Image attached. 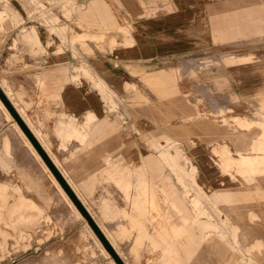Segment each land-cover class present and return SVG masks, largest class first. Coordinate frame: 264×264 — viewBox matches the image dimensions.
Segmentation results:
<instances>
[{
    "label": "rangeland",
    "instance_id": "obj_1",
    "mask_svg": "<svg viewBox=\"0 0 264 264\" xmlns=\"http://www.w3.org/2000/svg\"><path fill=\"white\" fill-rule=\"evenodd\" d=\"M12 1L29 10L26 15L33 23H43L49 34L61 39L65 51L79 53L81 76L92 78L87 70H94L96 88L102 84L101 76L117 79L109 82L108 110L126 122L129 147L135 139L142 142L145 160L173 144L191 159L196 167L193 178L180 171L178 178L171 175L169 190L161 186V214L174 212L178 223L176 203L183 200L189 208L195 195L190 179L212 203L219 182L234 190L251 184L249 181H264V175L248 181L222 173L213 149L225 144L234 156V150L246 148L258 135L256 122L264 119V0H100L103 6L96 7L95 18L105 12L107 20L93 24L89 19L94 17L81 15L97 0ZM257 12L262 16L259 22L252 17ZM110 20L113 26L108 28L105 22ZM171 30L175 42L172 34L168 35ZM136 47L148 58L137 57ZM236 118L251 121L250 129L239 126ZM248 135L250 141L240 145ZM196 151L207 161L196 157ZM159 162L161 174L168 173L160 158ZM198 164H208L210 171L199 170ZM169 198L176 203H168ZM60 203L62 213L57 218L15 220L24 212L0 213V229L9 233L5 245L0 244V264H115L73 203L75 208L64 197ZM206 206L213 211L209 202ZM152 211L156 216L157 211ZM210 214L207 225L215 228L216 215ZM8 220L19 228L4 224ZM195 233L200 234L198 229ZM249 236L239 229L236 238L248 247L254 239ZM200 243L223 245L224 261L233 255L217 237ZM198 255L206 258L188 264H216L219 247L210 246L208 256L200 250ZM250 256H255L254 251ZM248 257L249 252L242 258Z\"/></svg>",
    "mask_w": 264,
    "mask_h": 264
},
{
    "label": "crops",
    "instance_id": "obj_2",
    "mask_svg": "<svg viewBox=\"0 0 264 264\" xmlns=\"http://www.w3.org/2000/svg\"><path fill=\"white\" fill-rule=\"evenodd\" d=\"M6 1L0 0L3 16L0 20V189H4L2 194L8 198V204L22 198L26 205H34L35 210L24 212V220L57 218L62 213L59 203L63 195L54 183L64 189L34 143L122 264H188L202 260L199 250L204 257L208 256L210 246L219 247L220 259L214 260L216 264L230 263L224 261L223 245L208 243H200L190 254L178 247L177 255L164 253L166 255L161 257L164 245L160 242V233L162 230L171 233L176 223L174 212H160L161 186L170 189L168 181L161 183V177L171 178V173L161 174L157 154L155 158L144 160L142 142L138 144L135 139L134 146H128L126 122L108 110L111 104L107 99L111 98L109 92L112 91L109 82L116 83L117 79L109 76L105 80L100 75L103 81L97 86L102 94L96 88L94 70H87L88 77L92 78L81 76L78 52L65 51L62 40L49 34L46 25L27 18L29 10L12 0ZM98 5L103 6V3L95 1L81 15L94 17L89 19L93 21L89 24L107 20L105 12L95 18ZM252 17L257 22L262 19L258 12ZM256 23L254 29L259 27ZM105 24L108 28L113 26L111 20ZM240 27L239 23V30ZM173 33L175 31L171 30L168 35L172 34V42H175ZM135 52L139 53L137 57L148 58L137 47ZM249 137L246 139L250 141ZM194 155L205 158L202 152L196 151ZM199 167V170L210 171L208 164ZM249 182L251 184L234 190L224 188L219 182L215 202L213 200L219 208L209 201L242 234L254 237L252 251L261 263L264 258V181ZM245 193L246 198L242 196ZM232 194H236L234 200L224 201L225 196ZM251 196L254 203L249 200ZM174 202L175 199L169 198L168 203ZM152 209L157 211L156 216ZM250 212L257 218L252 222ZM238 217L239 222L235 223L233 219L238 220ZM89 229L102 245L90 226ZM259 254L263 257H258ZM111 260L115 263L112 257Z\"/></svg>",
    "mask_w": 264,
    "mask_h": 264
},
{
    "label": "bare ground",
    "instance_id": "obj_3",
    "mask_svg": "<svg viewBox=\"0 0 264 264\" xmlns=\"http://www.w3.org/2000/svg\"><path fill=\"white\" fill-rule=\"evenodd\" d=\"M96 36L98 37L100 35L97 34ZM5 116H7V114ZM235 121L239 126L245 127L247 129H250L251 127L250 126L251 121L244 120V119H237V118L235 119ZM256 124L258 125V128H259L258 135L253 140H251L250 143H248V146L246 148L241 147L240 150H237V149L234 150L235 152L234 156L232 155L233 151L231 152V150L225 144H221L219 147L213 148L217 156L216 158L218 161L219 169L222 171V173L230 175L232 177H240L243 179H247L248 181L252 177L264 175V119L261 118V120L257 121ZM9 134H11V132H9ZM245 141H246V138L240 140L239 144L243 145L245 144ZM171 148H173L174 150L171 151ZM158 155L162 163L164 164V166L169 170L171 175H174L175 178L179 177L180 171H183L185 175L186 173L190 174L193 178V174H194L196 167L192 163H190V161L187 158L186 153H184V151L180 149L178 146H175L172 144L167 147L160 148L158 150ZM49 175L50 174L48 173V176ZM169 180H170V176L168 175H164L161 177L162 184L164 183V181L170 182ZM52 181L55 182L54 179H52ZM52 181H51V184H52ZM190 181L192 182L191 187L193 186V189L195 190L194 198H192L193 200L191 199L190 201L191 205L189 208L185 206V204L183 203V200H179L177 203L175 201L173 203V205L176 203L175 212L178 214L179 221L178 223H175L174 227H172L171 233L168 234L164 230L161 231L160 242L162 245H164V247H162L164 250L160 252L161 257L166 255L164 253H170V254L177 255L178 247H181L182 250L186 252V254H190L191 251L193 252V250L200 244L202 240H206L207 238H211V237H217L219 239H222L224 242H226L229 249H232L233 251L232 252L233 255L230 258V263H226V264H264V258H262L261 263H259L255 256L254 257L250 256V252L255 247V245H251L248 247L243 245V243L240 245L238 238H236L238 235V231H239L237 226L233 225L225 215L222 216L221 212L209 201V199L200 193L195 181H193L192 179H190ZM55 183L54 185H56V187L58 186L57 189L58 191H60L59 193L62 194L65 199H67V201L72 207H74L75 205L73 204L74 205L73 206L72 205L73 202L71 201L72 202L71 203L69 201L70 198L66 196L67 194L64 193V191L61 189L59 185H57V183L56 184ZM2 191H4V189H0V205L2 204L0 206V213L2 211H7L9 214L10 213L16 214V213H23L26 210L27 211L35 210L34 205L32 204L26 205L24 203L25 200L23 201L22 198H19L14 204L6 206L5 204L6 203L8 204L7 197L6 195L2 194ZM242 196L246 198L247 194L246 193L242 194ZM235 197H236V194H232L231 196H225L223 199L224 201H228V200H234ZM249 200L252 203H254L252 196ZM208 202L212 205L211 206V208H213L212 212L208 211V208L206 206ZM200 204H203L205 207L200 208ZM255 208L259 209V205L255 204ZM186 211H188V213ZM210 213H213L214 215H216L215 217L216 227L215 228H212L209 225H207L208 223L206 219H208L209 217L210 219L212 218ZM18 218L24 220V215L21 214ZM249 219L252 222L253 219H257V218L255 214H253V212H250ZM10 220H8V222H5L4 224L9 225V227L19 228L18 224H15L14 221H11L10 223L9 222ZM195 229H198L200 234L195 233ZM8 234L9 233L3 230L2 228L0 229V237H1L0 244L2 245V247L5 245V237ZM2 250H4V248H2ZM240 251H242V253ZM247 252H249V257L247 259L242 258ZM257 256L263 257L262 254H259ZM251 258L253 259L251 260Z\"/></svg>",
    "mask_w": 264,
    "mask_h": 264
},
{
    "label": "water",
    "instance_id": "obj_4",
    "mask_svg": "<svg viewBox=\"0 0 264 264\" xmlns=\"http://www.w3.org/2000/svg\"><path fill=\"white\" fill-rule=\"evenodd\" d=\"M33 145L37 149V151L39 152V154L43 158V160L46 162V164L48 165L49 169L52 171V173L54 174V176L56 177V179L58 180V182L60 183V185L64 189L65 193L67 194V196L71 199V201L73 202V204L76 206V208L78 209V211L81 213V215L83 216V218L87 221V223L89 224V226L91 227V229L93 230V232L96 234V236L98 237V239L100 240V242L102 243V245L104 246V248L106 249V251L109 253V255L112 257V259L115 261L116 264H122V262L119 260V258L116 256V254L110 248V246L107 244V242L105 241V239L103 238V236L100 234V232L94 226L93 222L91 221V219L89 218V216L87 215V213L85 212V210L82 208V206L80 205V203L74 197V195L69 190V188L66 186V184L64 183V181L58 176V174L55 172V170L53 169V167L49 164V162L47 161V159L45 158V156L41 153V151L36 147V145L34 143H33Z\"/></svg>",
    "mask_w": 264,
    "mask_h": 264
}]
</instances>
